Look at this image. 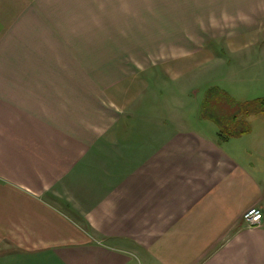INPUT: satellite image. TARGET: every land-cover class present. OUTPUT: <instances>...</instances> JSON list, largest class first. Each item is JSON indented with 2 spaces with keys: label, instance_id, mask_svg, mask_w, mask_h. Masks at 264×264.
<instances>
[{
  "label": "crops",
  "instance_id": "0c3cea01",
  "mask_svg": "<svg viewBox=\"0 0 264 264\" xmlns=\"http://www.w3.org/2000/svg\"><path fill=\"white\" fill-rule=\"evenodd\" d=\"M262 35L264 0H0V264H264V138L184 125L143 75Z\"/></svg>",
  "mask_w": 264,
  "mask_h": 264
},
{
  "label": "rangeland",
  "instance_id": "374dc122",
  "mask_svg": "<svg viewBox=\"0 0 264 264\" xmlns=\"http://www.w3.org/2000/svg\"><path fill=\"white\" fill-rule=\"evenodd\" d=\"M219 46L208 41V50L215 60L194 68L177 81L162 75V79L151 82L155 72L145 71L144 78L159 93L156 105L169 108L174 117L182 118L184 125L212 137L240 127L252 128L249 136L252 140L263 139L264 113L253 111L231 126L228 116L238 112L246 102L264 97V35L257 43L239 51L221 50Z\"/></svg>",
  "mask_w": 264,
  "mask_h": 264
},
{
  "label": "trees",
  "instance_id": "16d2710c",
  "mask_svg": "<svg viewBox=\"0 0 264 264\" xmlns=\"http://www.w3.org/2000/svg\"><path fill=\"white\" fill-rule=\"evenodd\" d=\"M256 106L258 109H256ZM253 108V109H251ZM256 111V112H261L264 113V97L258 98L256 99L254 102H246L242 107L240 106L238 112H236L233 115L228 116L229 118V125L231 126V124L236 123L237 121H240V117H245L248 116L251 112ZM215 121H218L216 118L214 119ZM231 129V127H230ZM250 131V128H235V129H231L230 132H228L227 134L225 133H221L222 136L224 137H231V136H239L242 135L244 133H247Z\"/></svg>",
  "mask_w": 264,
  "mask_h": 264
},
{
  "label": "built area",
  "instance_id": "2783aa9c",
  "mask_svg": "<svg viewBox=\"0 0 264 264\" xmlns=\"http://www.w3.org/2000/svg\"><path fill=\"white\" fill-rule=\"evenodd\" d=\"M264 213L260 207L253 206L243 215L247 227H256L262 224Z\"/></svg>",
  "mask_w": 264,
  "mask_h": 264
}]
</instances>
